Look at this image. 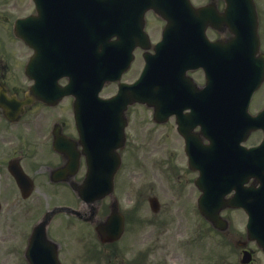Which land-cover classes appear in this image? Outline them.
<instances>
[{"label": "rangeland", "instance_id": "374dc122", "mask_svg": "<svg viewBox=\"0 0 264 264\" xmlns=\"http://www.w3.org/2000/svg\"><path fill=\"white\" fill-rule=\"evenodd\" d=\"M16 1L17 0H0V9L3 12L5 10L15 12L18 10H23L25 6H20L21 3H16ZM193 1L195 3H200L207 0ZM3 24L7 26L6 23ZM1 58V70H18L16 64L14 63V60L8 59L7 57L4 58L0 55V60ZM134 75L135 72H131L126 76L125 79L127 81L131 80L134 78ZM263 99L264 96H261L260 94L259 100ZM132 108V112L134 113L135 107ZM142 118L143 117L138 116L135 119L136 121H139L142 120ZM136 123L138 125V122ZM146 126L148 125L146 124ZM146 126L143 125L142 129H139V131L135 134V138L133 137V132L135 130L134 128L131 129L129 147L133 149L129 153V161L131 162L130 170L132 168V172L127 173L124 188L127 182H129L132 191L134 189L133 183H136V187H140L144 182V187L147 186L146 194H149L150 191L148 192V190L152 189L151 192L156 193L159 196L160 202L163 206V210L159 212V214L154 215L149 207L148 202H146V200H143L144 207L141 208L140 211H138L139 214L136 219L133 218L130 220L129 233L124 242L120 243L117 246L106 248L98 245V254L90 257L92 260H88V256L90 255H88L89 253L87 254L85 252L84 246V261L82 262L81 259L82 264H133V259L136 257L138 252L148 249L147 247L149 245H151L150 251H152L153 253L149 254V263L147 262V258L142 261L143 264H200L197 257H190L191 260L186 257L189 253L188 248L182 250L178 246L177 240L188 238L190 236L188 228L191 224V218L189 217L191 215L187 208L188 202L183 201L182 203L181 200H175L173 198V195L175 193L174 187H177L175 183H177L178 181L175 180L173 176V173H175V171L171 173V167L165 168V166H163L159 162H157L155 166H151V164H153L154 162L152 158L156 156L157 153L161 155L160 158L162 161L167 162L168 154L166 147L168 146V144H166L164 140L159 141L161 140L160 138L157 139L155 135L146 132ZM167 141L171 142V140ZM141 145L142 147H139ZM157 147L159 149H157ZM133 154H137V156L133 157ZM149 166H151L150 169ZM149 184L154 185L148 186ZM171 185L173 186V188ZM63 192L64 190L59 188V191L58 189L56 191L51 190L49 198H44L43 196H41L40 205L42 209H45L48 203L50 205L52 203L55 204L68 202V199L62 197ZM123 196V210L130 212V217H135L136 214L132 211V209L135 207V194L132 191V193H124ZM192 198L193 197H191V201ZM233 217L235 218L233 220L234 226L240 227L242 225V222H244V218L242 217L241 212L234 213ZM60 222L61 223L59 227L66 228V232L68 233L63 234L64 236H67L65 237L66 249L64 255L65 257H67L69 254L68 258L70 260H77L80 254H82V250L77 246V238L74 243L73 238L69 235V232L78 233L83 227H81L77 223H73V221L67 219L66 217H63ZM52 232L53 230H51V234ZM68 237L71 239L68 240L69 246H67ZM242 237L243 239L245 238L244 233H242ZM204 245H206V251H209V254H205V256H210V259L207 260L208 264H237L242 258V252L238 248H236V246L228 238H226V240H223V236L220 234H210L208 242L206 243L201 240L197 247L201 249ZM91 246L92 244H90V247ZM0 247H2V244H0ZM247 247L249 249L251 248L255 252V264H264L263 253L254 244H249ZM8 251L9 250L6 247L0 248V264H11V262L15 261L16 262L14 264H22L21 260L23 259V257L21 256V253L17 254L16 252L11 251L19 258L17 260V258L13 255L9 257ZM91 251L97 252L94 249H91ZM219 259L220 261H218Z\"/></svg>", "mask_w": 264, "mask_h": 264}, {"label": "flooded vegetation", "instance_id": "af4514ba", "mask_svg": "<svg viewBox=\"0 0 264 264\" xmlns=\"http://www.w3.org/2000/svg\"><path fill=\"white\" fill-rule=\"evenodd\" d=\"M12 53L20 55L23 48L15 45ZM33 83L24 76L23 70H0V86L5 87L10 95L19 100H24L23 97ZM18 102H10L14 110L18 109ZM71 110V102L65 100L54 107L34 101L32 105L24 108L22 115L12 121L0 109V248L6 247L9 257L12 256L11 251L18 252L27 247L37 222L47 212L40 205V197L49 198L50 188L54 187L53 191H59L60 188L66 192L69 186L67 183H53L51 175L56 168L68 163L66 154L53 152L52 145L57 130L73 139L77 138ZM85 173V162L81 159L78 170L68 176V181L82 183ZM20 184H23L25 191H20ZM31 190V196L25 198ZM56 221L58 222L55 217L48 227V235L57 242L60 264L82 263L81 254L77 260H70L69 254L65 257L67 236L63 234L68 233L60 231L59 228L62 227H59ZM77 237L78 247L81 249L82 233H76L74 243ZM68 240L71 239L67 238V246ZM21 261L22 264H27L25 259Z\"/></svg>", "mask_w": 264, "mask_h": 264}, {"label": "water", "instance_id": "95a60500", "mask_svg": "<svg viewBox=\"0 0 264 264\" xmlns=\"http://www.w3.org/2000/svg\"><path fill=\"white\" fill-rule=\"evenodd\" d=\"M231 0H228L230 2ZM231 11V13H230ZM235 11V9H233ZM230 14H232V10L228 9L226 16L224 17L225 20H228L230 17ZM232 17V16H231ZM172 27H169L168 32H170ZM101 55L98 57V64L101 66V63L99 62ZM104 60V59H103ZM153 66V64H152ZM155 70H148L147 73L148 75L153 77V73ZM147 75V74H146ZM107 77L104 76L101 71H99V79L98 83L101 85L104 81H106ZM147 78L142 79L141 82H139L137 85L129 87V86H123L125 88H122L119 92V95L116 97V102L121 103V104H126L133 102L135 100H141V98L145 95L144 92H146L147 89ZM150 82V81H149ZM71 91V90H70ZM113 104V103H110ZM80 107V106H79ZM239 202H236V205H238ZM214 215H210V219H214ZM250 230L252 237L257 239L261 244L262 247L264 248V217H251V223H250Z\"/></svg>", "mask_w": 264, "mask_h": 264}]
</instances>
